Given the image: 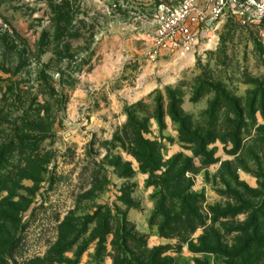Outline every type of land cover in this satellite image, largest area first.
<instances>
[{
  "label": "rangeland",
  "instance_id": "374dc122",
  "mask_svg": "<svg viewBox=\"0 0 264 264\" xmlns=\"http://www.w3.org/2000/svg\"><path fill=\"white\" fill-rule=\"evenodd\" d=\"M114 4L0 0V264H264L260 30L184 61Z\"/></svg>",
  "mask_w": 264,
  "mask_h": 264
},
{
  "label": "built area",
  "instance_id": "2783aa9c",
  "mask_svg": "<svg viewBox=\"0 0 264 264\" xmlns=\"http://www.w3.org/2000/svg\"><path fill=\"white\" fill-rule=\"evenodd\" d=\"M114 8H154L146 37L153 50L189 60L210 46L217 26L235 20L254 27L264 38V0H114Z\"/></svg>",
  "mask_w": 264,
  "mask_h": 264
},
{
  "label": "trees",
  "instance_id": "16d2710c",
  "mask_svg": "<svg viewBox=\"0 0 264 264\" xmlns=\"http://www.w3.org/2000/svg\"><path fill=\"white\" fill-rule=\"evenodd\" d=\"M67 20H66V17L65 16H60L59 17V20H58V27L56 28V40L58 41V40H60L62 37H63V35H64V31H65V29H64V27L62 26V23H64V22H66ZM138 158V161L140 162V163H143L142 161H144V160H142L143 158H139V156H137ZM144 165V164H143Z\"/></svg>",
  "mask_w": 264,
  "mask_h": 264
}]
</instances>
